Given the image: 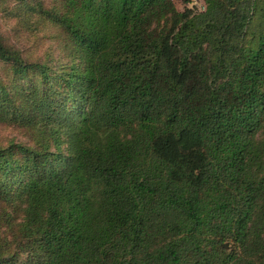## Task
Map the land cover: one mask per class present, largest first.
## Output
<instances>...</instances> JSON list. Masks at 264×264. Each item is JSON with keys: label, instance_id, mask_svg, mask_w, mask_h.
<instances>
[{"label": "trees", "instance_id": "trees-1", "mask_svg": "<svg viewBox=\"0 0 264 264\" xmlns=\"http://www.w3.org/2000/svg\"><path fill=\"white\" fill-rule=\"evenodd\" d=\"M202 1L29 9L73 60L42 97L0 82L29 143L0 147V264H264V0Z\"/></svg>", "mask_w": 264, "mask_h": 264}, {"label": "rangeland", "instance_id": "rangeland-1", "mask_svg": "<svg viewBox=\"0 0 264 264\" xmlns=\"http://www.w3.org/2000/svg\"><path fill=\"white\" fill-rule=\"evenodd\" d=\"M171 2L180 12L185 8L203 11L205 7L202 0H171ZM38 3L47 8L51 0L0 1V40L5 45L14 48L28 63H31V66L35 67V70L29 71L25 76H14L11 66L0 61V82L7 86V89L15 87L18 93L21 91L36 92L38 97H42L49 88L44 86L40 73H46L48 80L52 73L57 75L62 73L71 66L73 54L59 26L53 24L50 18L46 19L44 15L37 13ZM31 7L37 9L33 15L29 11ZM51 83L57 91L58 81L52 80ZM58 91H61L60 88ZM53 96L59 97L60 93ZM19 127L0 122L1 148H6L8 144L29 145L28 141L22 138V130ZM10 215L13 221H20L19 212L16 214L11 212ZM3 219L0 220L1 223L4 222ZM0 235L1 237L5 235L3 230H0ZM6 238L11 240L10 237Z\"/></svg>", "mask_w": 264, "mask_h": 264}, {"label": "water", "instance_id": "water-1", "mask_svg": "<svg viewBox=\"0 0 264 264\" xmlns=\"http://www.w3.org/2000/svg\"><path fill=\"white\" fill-rule=\"evenodd\" d=\"M222 247H223V248H227L228 245H227V244H223Z\"/></svg>", "mask_w": 264, "mask_h": 264}]
</instances>
